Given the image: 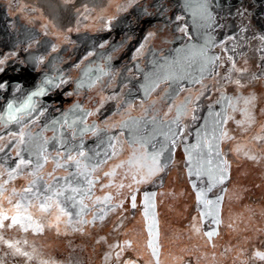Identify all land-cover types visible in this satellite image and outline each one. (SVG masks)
I'll return each mask as SVG.
<instances>
[{
    "label": "rangeland",
    "instance_id": "374dc122",
    "mask_svg": "<svg viewBox=\"0 0 264 264\" xmlns=\"http://www.w3.org/2000/svg\"><path fill=\"white\" fill-rule=\"evenodd\" d=\"M0 1L6 4L0 10V44L7 47V57L14 56L13 48L16 45L24 43L31 47L36 44V37L42 34L44 39H41V42L46 49L76 45L74 41L79 42L83 50L98 42L103 45L100 48H104L108 44L106 37L109 35V27L113 30L118 24L119 28L122 27L121 30H116L118 34H127L131 19H136L122 18L115 22L114 18L110 25V20L107 21L110 18L107 17L122 15L129 9L135 11L140 17L137 20L143 22L144 34L140 41L131 42L129 53L118 54L130 40L111 45H117L114 57L118 66L108 78V87L103 88L105 95L95 110V115L99 116L107 128L105 138L98 141L96 146L99 145L104 152L108 148L109 138H114L112 142L117 146H122L123 142L133 143L135 139L149 141L147 146L154 145L158 151L163 150V153L167 152L172 156L165 172L156 178L160 181L157 192L167 203V208L161 206V217H165L164 221L171 222L173 212H165L175 209L172 198L181 196L182 192L198 193L207 189L208 179L199 176L198 183L193 184V173L197 169L215 170L216 165L220 163V157L215 150L210 153L207 144L215 143L214 136L219 137L221 132L226 133L227 135L220 139L219 151L227 162L234 163L232 179L227 178L223 184L214 187L206 198L215 200L217 196L221 197L224 187L231 185L229 191L232 195L226 203L231 208V214H234L230 218H237H232L231 223L236 230L219 248L216 245L203 246L208 240L204 233L215 230L218 225L213 223L210 216H203L201 220V217L194 216L204 210V205L192 199L185 223L193 225L203 220V229L199 235L195 232L190 235L186 229L183 237L191 240V250L197 258L193 257V262L209 258L214 264H264V259L255 255L257 252L264 253V60L260 58L264 55L260 51L264 49V39H261L264 37V0H208V11L215 20L212 27H208L206 19L201 15L198 7L201 0ZM41 15L45 17L39 18ZM168 15L173 18H166ZM177 16H183L184 19L177 21ZM178 26H187L192 39L188 40L184 33L177 31ZM158 29L162 30L159 35L156 31ZM77 30L90 33V36L73 38ZM229 36H234L235 40H227ZM210 38L217 44L226 40L227 43L223 47L228 51L208 45ZM206 45L207 54L218 56L220 59L211 66V76L205 73L201 77L197 50ZM88 52L90 55L93 53L87 50ZM229 56L232 61L228 60ZM233 61L235 68H232ZM154 73H171L184 77L173 84V87L183 90L173 93L169 99L165 97V92H171V89L161 84L146 96L144 87ZM195 78H200V83H195ZM237 80L240 85L235 83ZM162 95L168 107L161 118L153 120L148 117H133L127 121L118 118L117 111L130 109L138 113L145 101ZM246 98L254 99L246 104ZM181 105L186 107L178 117L177 107ZM132 121L138 123L133 124ZM177 132L181 134L175 137L176 143L173 144L170 138ZM186 146H189L187 159L183 153ZM88 152L92 154L91 150ZM120 152L117 147V155L110 160L118 157ZM181 154L182 157L179 156ZM251 156L256 159H250ZM189 166L191 169L188 170ZM101 168L97 169V174L101 172ZM43 169L41 175L45 176L46 170L42 174ZM61 170L65 172L64 169ZM27 171L26 169L24 174L17 175L7 187L15 188L19 192L31 179L26 176ZM169 171L176 172V185L185 182L186 186L178 190L181 191L180 194L174 193V189L167 190L166 176ZM6 179L8 177L5 172L0 176V182ZM232 181L235 183L231 184ZM184 202L186 203V200ZM35 203L33 201V204ZM3 207L11 208L6 201ZM29 212L34 222L44 225L43 231H34L31 227L28 231H23L16 226L4 229L0 235L4 240L16 244L23 252L29 253L31 258L14 255V249L0 242V264H107L104 260L110 251L109 228L114 225L119 227L127 220H119L121 213L115 210L110 213H116L112 221L106 215L102 223L97 220L94 225H84L83 231H77L75 229L80 225L75 224V215L70 223L68 217H61L57 222L55 215L58 213L55 209L42 213L37 207H30ZM13 214L14 210L8 211V215ZM138 216L135 212L131 223L122 230L121 238L137 241L139 246L135 247L136 254L144 252L150 255L147 245H140L145 243L147 235L142 226L143 220ZM91 219L92 213L87 214L86 220ZM180 221L183 222V218L176 219V222ZM190 226L188 224L186 228ZM223 233L224 230L216 239L220 241ZM115 235L112 239L120 237L119 230ZM100 237H106L107 241L97 243Z\"/></svg>",
    "mask_w": 264,
    "mask_h": 264
},
{
    "label": "snow or ice",
    "instance_id": "6c2138e0",
    "mask_svg": "<svg viewBox=\"0 0 264 264\" xmlns=\"http://www.w3.org/2000/svg\"><path fill=\"white\" fill-rule=\"evenodd\" d=\"M199 9L201 15L206 19L208 23V27H212L215 23L214 17H212L211 13L208 11V0H201L199 4ZM177 21L184 19L183 16H177L175 18ZM219 27V25H216ZM177 31L184 33L188 40H191V35L188 34L187 26H178ZM264 39V37H261ZM227 40H235L234 36L227 37ZM227 43L226 40H221L217 44L211 38L208 41V45L221 47L223 51H228L227 48L223 46ZM103 46V45H101ZM264 53V49L260 50ZM197 54L200 58V66L199 71L201 77L207 73L209 76L212 75L211 66L215 64L217 60L220 59L218 56H209L207 54V45L201 47L197 50ZM261 60H264V55H262ZM229 61H232V57H228ZM2 63V61H0ZM232 68H235V62H232ZM236 71H242L241 69H236ZM182 76L173 75L171 73L168 74H156L154 73L152 77L149 78L148 84L144 87L145 95H149L152 91L156 90L161 86V84H165L171 89V92H165V97L171 99L172 94L178 91H182V88L173 87L174 83H177L181 80ZM227 78V77H226ZM255 78V77H254ZM195 83H200V78H195ZM237 85H240V81H235ZM4 85L0 84V88H3ZM43 93V89L40 92L32 93V95H40ZM187 99V98H186ZM254 98H246L245 103H251ZM31 102V96L28 97V101L22 106L23 108H27L28 104ZM191 102L190 100L188 101ZM9 109V120H15L17 123L20 122L21 118H17L15 115L11 114L14 108L12 103L7 105ZM186 105H181L177 107V116L179 117L183 114ZM22 108H15L16 112H20ZM195 112V109H193ZM90 114V113H89ZM39 115H42L40 113ZM155 120V117L152 118ZM195 119V116H193ZM34 122V121H33ZM83 121H81L82 123ZM59 123V122H54ZM133 124L138 123V121H132ZM173 123H177V121H173ZM64 124H67V121H64L63 124H60V127L63 128ZM75 121L72 124L68 125L69 129H72ZM127 126V125H125ZM94 131V129H90L85 127L79 133L76 131H71L70 135L75 138L76 136H82L84 133ZM181 133H173V136L170 138L173 144L176 143L175 137L180 135ZM227 134L224 132L220 133L219 137L214 136L213 141L215 143L207 144V149L211 153L213 150L216 151L217 156L220 157V163L216 165L215 170H200L197 169L194 173L197 176L206 177L209 181L208 187L206 190H201L198 192V199L203 203L205 208L207 209L202 213L203 216L212 217L213 223L219 225L221 223L219 218V203L222 200V197L217 196L215 200L207 199V192L212 191L214 187L219 184H223L224 181L228 178V162L225 160L219 151V142L220 139L226 136ZM26 134L21 128L18 132L13 131L9 132L7 136L0 135V153H5V149L8 148V145H12V147L8 150V153H5L9 158L11 157V153H15V164L11 170L4 169L3 163H0V176L6 175L8 179L0 182V232L4 229H11L13 227L19 226L23 231H28L29 228H33L34 231H43L44 225L41 223H36L33 221L32 214L29 212L30 207H37L42 213H48L50 210L55 209L58 213L55 215V220L57 222L60 221L61 217H68L69 222H72V217L75 212L76 220L75 224L80 225L79 228H76L77 231H83V226L92 224L94 225L97 220L101 223L104 221L107 212L105 208L109 211H115L116 207H123V204L117 206H111L110 202L112 197L110 195H105L103 197H95L93 201V207L96 205H101L96 208L95 212L89 208V205L85 204V199L92 200L94 193L93 188L99 183V178L93 179V173L97 171V169L101 168L103 164H106L108 160L117 155V145L112 142L114 138H109L108 140V148L103 152V154L99 151H93L92 154H89L88 151H85L83 148V143L81 142L78 145H72L69 143L68 139L63 138L64 133H60L52 138V148L55 155H52L48 151V145L50 144V140L45 138L42 133L38 134L37 137L33 138L29 136L27 139L25 138ZM6 141V142H5ZM15 141V143H13ZM133 143H138L140 151V159L142 161H148V171L147 174L142 176L141 179L136 180V183H141L147 181L152 176L156 175L158 172L163 171V167L160 163V157L163 154V150L158 152H149L147 150V145L150 143L149 141H136L133 140ZM239 150V149H237ZM25 154L27 155V159L25 158ZM247 155V153H245ZM102 157V158H101ZM250 159H256L254 156L249 157ZM53 163L54 169L53 172L48 173V179H45L43 175H41V170L47 163ZM123 167L122 164H117L110 172H104L105 177L114 176L116 174V169ZM28 170L26 173L27 177H31L28 184L24 186L19 192L15 188L9 189L7 185L10 181L15 180L17 175L24 174V170ZM55 169H64L67 172L66 176L56 177L53 173ZM135 179V176L133 177ZM109 185H102L101 187H108ZM123 187V185H120ZM131 187V185H129ZM195 187V185H193ZM154 197L155 193L145 194V200L148 201L149 197ZM15 199V203L13 200ZM7 202L8 205L11 206L10 209H4L3 203ZM25 201L27 202L25 204ZM33 201L36 203L33 204ZM131 206L133 208L136 207L135 197H131ZM212 206H215L213 208ZM15 214L8 215V211H13ZM89 212L92 213V219L86 220L84 216ZM149 213L146 209L145 215L147 216ZM7 222V223H6ZM154 213H153V224H154ZM49 226H52L49 224ZM195 227V226H194ZM150 233L155 235L153 231V227L150 225ZM199 231V229H195ZM218 235L216 230L207 231L204 233V236L208 238L209 241ZM107 241L106 237H100V240L97 241ZM0 242L5 244L8 248L14 249L13 254H19L25 257H29V253L23 252L19 247H16L11 241L4 240L3 236L0 235ZM18 243V242H17ZM125 245L128 244L127 241L124 242ZM152 248V255L157 257V264H159L158 260V249L157 247L150 243L149 245ZM109 247L113 250L116 248H121V252L123 248L119 243L111 244ZM121 252H116V258L119 259ZM260 259H264V253L257 252L255 254ZM111 258V253L105 255V260ZM126 264H134L133 261H127Z\"/></svg>",
    "mask_w": 264,
    "mask_h": 264
},
{
    "label": "flooded vegetation",
    "instance_id": "af4514ba",
    "mask_svg": "<svg viewBox=\"0 0 264 264\" xmlns=\"http://www.w3.org/2000/svg\"><path fill=\"white\" fill-rule=\"evenodd\" d=\"M5 6L6 4L0 1V10ZM133 14L134 15H132L131 18L136 19H131V27L127 30V34H118L117 31H119V29L121 30L122 27L119 28L117 24L114 27L115 29L108 33V44H106L104 48H95L92 55H90L89 52L87 53L89 48L83 50L79 42H75L76 45H71L72 47L69 45V47H51L50 49H46L41 42V39H44L43 35L36 37L38 38L36 44L31 47L24 43L16 45L13 48V57H7V47L0 44V61H2V63H0V80H3L2 83L9 82L10 84H14L21 78H27L29 75L33 74H36L37 76V83L41 81V77L44 75H51L60 81L54 93L46 96V100L41 101L39 106H37L41 111L43 110V113L39 122L36 125H33L32 133L30 134L31 137L35 138L38 134L42 133L45 138H48L50 140L48 151L52 153V155H55L52 148V143H54L52 138L60 133H64L63 138L68 139L69 143L72 145H78L82 142L83 147L86 145L91 147V153H93V151H99L103 154V149L99 145L96 146V144L98 141L105 138L107 128L106 125L102 123L99 116L95 115V110L100 106V100L105 95L103 88L108 87V78L118 66L117 59L114 57L117 45L114 44L113 46L115 47H113L111 46L112 43L122 44L130 40L129 44L118 54L129 53L131 42H138L143 37V22L137 20V18L140 17L135 11H133ZM11 18L18 17L12 16ZM166 18L173 17L168 15ZM156 31L158 32V35L162 32V30L159 29ZM167 107L168 103L164 100V95H162L145 101L138 113L126 109L117 111V115L121 121H127L133 117L161 118L165 114ZM64 121H67V124H64V127L61 128L60 124H63ZM73 121H75V124L72 129H69L68 125L72 124ZM81 121L83 122L81 123ZM85 127L94 129V131L86 132L82 136L78 135L75 138L70 135L71 131L79 133ZM1 128L3 127L0 125V129ZM120 141L123 142L122 139ZM131 147H135L137 151L132 154L127 164L134 166L135 168L144 166L147 174L149 162L140 159L141 149L139 148V144L128 142L125 144L123 142L120 155L115 159L109 160L100 174H97L96 172L93 173V179L98 177L100 182L102 175L106 172L107 165L110 162L123 158L131 150ZM147 150L149 152H158L154 145L147 146ZM184 152H186V148L183 153ZM188 154L189 149L186 154H184V157L186 156L185 159L188 158ZM25 158L27 159L26 154ZM171 158L172 156L170 157L167 152H164L161 155V166H166L163 167V171L154 175L151 181L155 180L165 172ZM145 162L147 165L144 164ZM50 163L51 162H49V164ZM47 165L48 163L44 168L47 167L48 169L50 167ZM52 165L54 166L53 163ZM189 169H191L190 166L188 167V170ZM144 175L145 174L139 173L137 180L141 179ZM198 178L199 176L195 175V179L198 180ZM149 182L150 181H144L136 183L135 186L129 187L131 184L126 181L120 184L123 185V187L119 185L118 188H116L115 193H105L103 196L110 195L112 197L110 202L111 206H117L122 203L123 206L129 205V207H132L131 197L134 196L136 205L139 201H143L147 204V207H152L153 200L147 203L148 201L143 200V194L140 192L142 186ZM93 193L94 196L92 200L85 199L84 201L89 205V208H93L95 197H103L98 194L96 186L93 188Z\"/></svg>",
    "mask_w": 264,
    "mask_h": 264
},
{
    "label": "crops",
    "instance_id": "0c3cea01",
    "mask_svg": "<svg viewBox=\"0 0 264 264\" xmlns=\"http://www.w3.org/2000/svg\"><path fill=\"white\" fill-rule=\"evenodd\" d=\"M134 15L133 14V10H128L127 12H125L122 15H110L107 18V21L110 20V25H112L113 19L115 22L121 20L122 18H131V16ZM88 16V15H87ZM39 18H44L45 16L41 15L38 16ZM90 17V16H88ZM112 18V19H111ZM108 31H111V28H108ZM78 35H74L73 38L79 36H90V33H85V31L83 30H77ZM43 35V34H42ZM107 38V37H106ZM107 42L109 40V38L106 39ZM76 42V41H74ZM101 46V43H96L95 45L91 46L88 50L94 52L95 48H99ZM37 83V76L36 74L33 75H29L27 78H21L18 82H15L14 84H10L9 82L6 83H2L4 85L3 88H0V117H1V113L2 110L4 108L5 103L12 97H16L21 99L23 97L22 94V89L26 86H33L34 83ZM10 90V91H9ZM40 113H43L42 111H39L38 115L36 117H34L33 119L23 123V124H17L14 126H10V127H3L0 129V135H5L7 136V134L9 132H13L16 131L18 132L21 128H23L25 134H26V139L30 136V134L32 133V127L33 125H36L39 120L41 115H39ZM34 121V122H33ZM6 142V141H5ZM13 143H15V141H13ZM12 147V145H8V148L5 149V153H8V150ZM85 151H90L91 147H89V145L84 146L83 147ZM5 153H0V163H3L4 165V169L10 170V166L12 163V159H14L15 157V153L12 152L11 153V157L13 158H9L7 155H5ZM9 159L11 160V162L9 163ZM4 160H7L4 161ZM107 164V163H106ZM106 164L102 165L101 168V172L104 170V168L106 167ZM49 168L48 169H52L54 166L50 163H48L47 165ZM45 170H47V167L43 169L42 174L45 172ZM46 174V173H45ZM67 172H62L61 169H56V172L54 173V175L56 177H61V176H66ZM100 174V173H99ZM45 179H48V175L44 176ZM160 181H158V179L150 181L148 184H145L142 186L140 192L143 194V197H145V194H151V193H155L154 197H149V200L147 203H149V201H152L153 205L152 207H147L146 203L143 201H139L136 205L135 208L133 207H129V205L123 206V207H116V210L118 213H121V218L119 220H125L127 219L125 222L121 223V226L116 227V225L110 226L109 231H110V235L108 234V237H111V240L109 239V243L111 244H115V243H119L121 245V247L123 248V251L121 252V248H116L115 250L110 248V251H108L109 253H111V258L108 260H104V263L107 264H126L127 261H133L134 264H157V257H154L152 255V248L149 246L150 243L154 244L157 249H158V260H159V264H195V262H193V259L190 255L191 253V249L193 248V245L191 243L190 239H186V237H183L185 230H186V226L189 224L191 225V223H184V226L182 228H177L175 227V225L171 226L170 228H165L163 226L164 224V219L161 217V212L159 209H157V204H156V196H157V190L160 188L159 183ZM209 184V181H208ZM140 200V199H139ZM145 200V198L143 199ZM146 201V200H145ZM93 212H95L96 208H91ZM148 211V215H145V211ZM105 211L107 212V216L109 217V220L112 221V218H114L113 215H116V213L114 214H110L111 211H109L107 208H105ZM135 212L138 213V218H142L143 221H141L143 223V227H144V231L145 234L147 235V240L145 241V243H141L140 245L142 247H147L148 251L150 252L149 254H145L144 252H141V254H136L135 253V247L139 246L137 245V241L135 240H129V239H122L121 235H122V230L127 227L128 223H131L132 219L135 217ZM75 213V212H74ZM91 213V212H89ZM88 213V214H89ZM153 213H154V224H153ZM111 215V216H110ZM123 215H125L123 217ZM130 217H126L129 216ZM142 215H145V218L142 217ZM141 216V217H140ZM124 218V219H123ZM110 223V222H109ZM150 225L153 227V231L155 233V235L153 236L152 233H150ZM130 226L133 227V224H131ZM134 228V227H133ZM136 230V228H134ZM119 230L120 233V237L119 238H114L116 237V233ZM167 231H169L167 233ZM112 235V236H111ZM125 241L128 242L127 245H125ZM146 249V248H145ZM116 252H121L120 258L117 259L115 253Z\"/></svg>",
    "mask_w": 264,
    "mask_h": 264
},
{
    "label": "trees",
    "instance_id": "16d2710c",
    "mask_svg": "<svg viewBox=\"0 0 264 264\" xmlns=\"http://www.w3.org/2000/svg\"><path fill=\"white\" fill-rule=\"evenodd\" d=\"M198 132V131H197ZM189 149V146H186V152L187 150ZM137 151V149L135 147H131V150L123 157V158H120L118 160H115L113 162H110L108 165H107V168H106V172H110L112 171V169L115 167V165L117 164H123V167L121 168H118L116 169V174L114 176H110V177H105L104 175H102L101 179H100V182L97 183L96 185V190L98 192V194H100V196L104 195L105 193H115L116 191V188H118V186L123 183V182H126L128 181L131 186H135L136 184V180H137V177L139 175V173H142V174H145L146 175V170H145V167L142 166V167H138V168H135L134 166H130L129 164H127L128 160L131 158L132 154L135 153ZM186 152H184V154H186ZM180 157H182V154L179 155ZM186 157V156H185ZM15 159H12V163H11V166H10V169L12 167H14V164H15ZM146 164V162L144 163ZM147 165V164H146ZM233 165L234 163H229L228 162V179H232V168H233ZM53 169H48L46 170V175H48V173L50 172H53ZM187 171V170H186ZM55 172H56V169H55ZM54 172V173H55ZM53 173V174H54ZM135 176V179H133V177ZM167 185H168V189L167 190H173L174 193H178L180 194L181 191H178L180 188L183 189V187H185V182H180L179 186L176 185V181L178 180L177 179V175H176V172L175 171H169L167 173ZM153 178V176L148 179L147 181H151ZM146 181V182H147ZM187 181V180H186ZM178 182V181H177ZM198 182V180L194 179L193 180V184H196ZM183 183V184H181ZM232 183H235V182H231ZM102 185H109L108 187H101ZM177 187H179L177 189ZM193 188V187H192ZM231 188V185L229 186H225L224 187V192H223V195L221 196L222 197V200L220 201L219 203V218H220V221L221 223L217 226V228H215V230L218 232V235H216L217 237L219 236V234L221 233V231L225 233L221 234V240H217L216 236H214L211 241L209 240H206L205 243L203 244V246H210V247H213L216 245V247H220L221 246V243L227 241L233 234V232L236 230L235 229V226L232 225V218L234 219H237L235 218L234 216L232 218H230V216L234 215V214H231V208H229V206H227L228 204L226 203V200L232 195L231 191H229V189ZM198 193L196 192H190V191H187V192H182L181 196L180 195H177L176 198H172L173 200V204H174V210L173 208L172 209H168L165 213L166 214H170L171 211L173 212V217H172V220L171 222H167L166 220L164 221V224L163 226L165 228H170L171 226L175 225V227L177 228H182L184 226V223H185V220L187 219L188 217V208L190 207L189 204L191 203L192 199H194L196 202L197 201H200L198 199ZM209 195V192H207V196L208 197ZM184 199H183V198ZM160 197V194L157 192V196H156V204H157V209L160 210L161 212V206H164V208H167L166 206V201L164 198ZM184 200H186V203H188V205L184 202ZM161 201V202H160ZM201 202V201H200ZM100 206H95V208H98ZM213 207V206H212ZM215 208V206H214ZM207 209L205 208L204 206V210L203 211H199L196 215L194 214V216H199L201 217L200 220L202 219L203 215L202 213L205 212ZM165 214V215H166ZM75 215V213L73 214V216ZM161 215L162 212H161ZM86 216H84V219H86ZM143 218H145V215L143 216ZM180 219L183 218V222H176V219ZM205 217V216H204ZM165 218V217H163ZM212 218V217H210ZM203 223V220L201 221ZM194 223L193 225L191 224V226L189 228H186L190 235L192 232H195L196 235H199L200 234V231H202V227H203V224L202 223ZM193 226V227H192ZM195 226V227H194ZM227 226V227H226ZM195 229H199V231H196ZM216 239L215 243H213V240ZM217 251V250H216ZM219 251V250H218ZM187 255H190L192 258L194 257L192 251L190 254H187ZM195 259H197L196 257H194ZM209 258H206L205 260H201V261H196L195 264H214V261L212 260H208ZM226 264H231V263H226Z\"/></svg>",
    "mask_w": 264,
    "mask_h": 264
},
{
    "label": "water",
    "instance_id": "95a60500",
    "mask_svg": "<svg viewBox=\"0 0 264 264\" xmlns=\"http://www.w3.org/2000/svg\"><path fill=\"white\" fill-rule=\"evenodd\" d=\"M2 82L3 80H0V84ZM59 83L60 81L57 78H54L51 75H44L41 77V81L39 83L35 82L31 87H24L22 89V94L24 96L22 99L12 97L5 103L0 117V125L3 127H10L17 124H23L36 117L39 113V107L37 108V106H39L41 101L46 100V96L54 93ZM41 89H43L42 94L32 95V93L40 92ZM29 96H31V102L28 104L27 108H23L22 106L28 101ZM9 103L14 105L11 114L15 115L17 118L22 117L19 123H17L15 120L8 119L10 113L7 105ZM15 108H22V110L20 112H16Z\"/></svg>",
    "mask_w": 264,
    "mask_h": 264
},
{
    "label": "built area",
    "instance_id": "2783aa9c",
    "mask_svg": "<svg viewBox=\"0 0 264 264\" xmlns=\"http://www.w3.org/2000/svg\"><path fill=\"white\" fill-rule=\"evenodd\" d=\"M18 5H20L19 3H18ZM118 147V150H121V145H119V146H117Z\"/></svg>",
    "mask_w": 264,
    "mask_h": 264
}]
</instances>
